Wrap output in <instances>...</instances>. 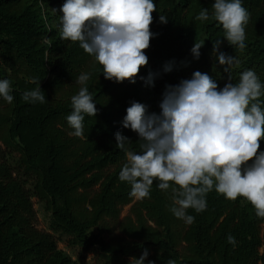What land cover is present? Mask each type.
Returning a JSON list of instances; mask_svg holds the SVG:
<instances>
[{
	"label": "trees",
	"instance_id": "1",
	"mask_svg": "<svg viewBox=\"0 0 264 264\" xmlns=\"http://www.w3.org/2000/svg\"><path fill=\"white\" fill-rule=\"evenodd\" d=\"M63 2L0 0V79L10 81L13 96L12 103L0 99V264H79L58 248L54 234L67 237L71 248L98 247L97 264H129L144 249L149 251L145 264H168L169 259L175 264H264V218L255 215L250 202L225 199L213 190L206 195L205 210L187 209L194 217L187 224L169 211L171 189L159 190L156 181L150 195L136 201L129 196L130 185L118 179L126 155L114 137L120 131L131 140L126 147L138 152L136 133L121 124L130 102L158 113L165 85L191 78L195 71L209 74L222 88L229 74L213 52L216 40L218 51L240 60L230 69L233 83L247 69L264 82V0H242L249 13L243 51L228 44L211 16L204 22L194 19L201 8L211 13L214 0H154L149 27L155 35L134 84L105 79L78 42L60 38ZM159 15L167 23L159 22ZM196 41L204 43L199 59L190 51ZM166 63L172 64L167 73ZM150 71L157 74L152 87L140 79ZM82 72L91 73L87 87L97 112L85 115L83 134L76 137L65 117ZM32 78L40 80L42 104L21 99L36 87ZM259 145L258 152L264 139ZM33 198L51 214V232L38 229ZM94 229L109 239L94 237ZM229 235L235 244L228 242Z\"/></svg>",
	"mask_w": 264,
	"mask_h": 264
},
{
	"label": "clouds",
	"instance_id": "2",
	"mask_svg": "<svg viewBox=\"0 0 264 264\" xmlns=\"http://www.w3.org/2000/svg\"><path fill=\"white\" fill-rule=\"evenodd\" d=\"M154 11V0H64L59 8V36L78 42L101 66L105 79L134 84L141 67L148 63L144 50L155 35L149 27ZM210 16L222 27L229 45L239 51L246 48L249 13L242 0H214L211 13L201 8L194 19L204 22ZM159 22L167 23V18L159 15ZM203 44L196 41L190 49L194 59H199ZM219 45L216 40L213 52L229 74L222 88L209 74L195 71L191 78L165 85L158 113L131 101L121 124L136 133L138 152L126 147L129 137L120 131L114 133L116 147L126 155L118 179L130 185L129 196L148 197L156 181L159 190L171 189L169 211L187 224L194 220L187 209L197 213L205 210L206 195L213 190L225 199L245 198L255 215L264 218V150L257 151L264 139V82L254 70L247 69L233 83L230 69L238 67L240 60L218 51ZM171 70L172 64L166 63L163 71ZM156 75L150 71L140 79L152 87ZM90 76L82 72L76 78L80 88L71 96L72 110L65 117L70 134L76 137L83 134L85 115L97 112L87 87ZM31 82L36 87L25 90L21 99L44 103L40 80L32 78ZM11 91L10 81L0 79V99L12 103ZM227 239L235 244L231 235ZM148 255L144 249L139 258L131 257L129 264H145ZM147 264L154 262L147 260ZM168 264L175 262L169 259Z\"/></svg>",
	"mask_w": 264,
	"mask_h": 264
},
{
	"label": "rangeland",
	"instance_id": "3",
	"mask_svg": "<svg viewBox=\"0 0 264 264\" xmlns=\"http://www.w3.org/2000/svg\"><path fill=\"white\" fill-rule=\"evenodd\" d=\"M17 155V154H16ZM28 188H31L28 186ZM136 201L138 199H135ZM34 202V208L37 213V219H38V229L46 232L50 231V216L51 214L46 212L44 209L43 204L39 202L37 198H33ZM131 208V205L126 206L121 214V218H124L128 215V212ZM56 239L59 241L58 248L65 251L69 256H71L74 260H77L79 264H97V256L98 253V247L92 248V249H83L80 247H69L67 240V237L60 236L58 234H54ZM92 235L94 237H98V239H104L108 240L109 237L107 234L101 233L98 230L94 229L92 230ZM263 249H261V252Z\"/></svg>",
	"mask_w": 264,
	"mask_h": 264
}]
</instances>
